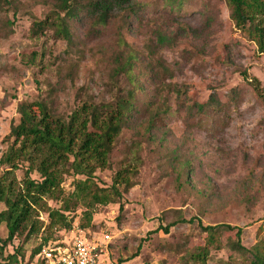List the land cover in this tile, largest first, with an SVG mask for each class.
Instances as JSON below:
<instances>
[{
  "label": "rangeland",
  "instance_id": "rangeland-1",
  "mask_svg": "<svg viewBox=\"0 0 264 264\" xmlns=\"http://www.w3.org/2000/svg\"><path fill=\"white\" fill-rule=\"evenodd\" d=\"M57 2L0 0V158L20 145L10 134L20 102L44 101L68 119L84 104L112 108L133 90L131 75L134 111L85 190L77 187L86 176L72 169L71 155L56 165L58 189L34 193L35 201L26 180H41L39 157L24 148L0 162V175L28 204L26 220L6 244L0 223V264H39L34 251L49 241L105 234L111 264L118 258H127L121 264H189L206 238L196 222L148 234L181 217L242 228L249 251L231 250L235 231H226L216 234L220 247L209 246L204 264H253L252 246L264 240V53L235 25L226 1L130 0L135 13L115 4L105 24L84 9L69 42L50 24ZM41 21L42 31L33 33ZM128 54L136 57L131 74L119 67ZM118 172L132 186L111 202L91 203L87 190L110 187ZM119 202L124 209L117 221ZM5 208L0 202V211ZM51 210L63 212L70 227L50 223ZM86 210L91 219L82 227Z\"/></svg>",
  "mask_w": 264,
  "mask_h": 264
},
{
  "label": "trees",
  "instance_id": "trees-1",
  "mask_svg": "<svg viewBox=\"0 0 264 264\" xmlns=\"http://www.w3.org/2000/svg\"><path fill=\"white\" fill-rule=\"evenodd\" d=\"M225 1L235 25L246 30L250 39L256 44L257 50L264 53V0ZM115 4L125 5L129 13L131 11L135 13L134 7L136 4L130 2V0H94L83 6L76 0H58L57 7L59 11L55 13L50 24L55 25L57 35L69 42L72 38L71 24L78 19L79 14L84 9L87 12L88 10L92 11L93 16L96 14L95 21L97 23L105 24L109 11ZM44 23V21L34 23L33 33L41 32ZM159 40L162 42L164 38L159 36ZM35 55V52H31L32 58ZM135 58L134 55L128 54L124 61L120 62V69L131 74ZM128 78L133 84V90H129L126 97L118 98L112 108L108 109L109 105H106V109L102 110L96 106L90 108V106L84 104L78 110H74L68 119L54 114L44 101L20 102L18 104L19 122L16 125H11L10 134L14 137L15 142L20 141V145L16 149L11 146L8 152L1 156L0 162L8 163L12 158L21 155L24 148H30L29 153H35L39 157L37 169L41 180H26V189L32 191V194L29 193V197L33 201L37 198L33 196L34 193L55 192L58 189L59 180L57 176L59 171H57V174L55 173L57 170L56 165L68 161L69 155L73 157L72 169L76 173L86 176L85 180L78 181L77 187L80 190L89 187L87 181L93 178L94 166L102 167L106 164L115 137L123 125L126 124L132 111H134L136 100L134 90L137 85L134 76L130 75ZM215 102L214 98L210 103L215 104ZM2 175H0V202H3L6 208L0 211V223L5 222L8 231L7 237L2 239V242L6 244L14 237L21 223L26 220L28 204L20 195L21 192L15 190L11 182H5ZM131 186L130 176L118 172L114 176L110 187H96V190L89 188L87 192L92 199L91 203L105 204L113 201L112 197H121ZM123 209V204L119 202L117 221H120ZM85 212L87 222L84 225L82 224V227L87 226L91 219L90 211L86 210ZM49 215L51 217L50 223L54 221L56 224H60L61 228L70 227L71 222L67 220L63 212L51 210ZM194 222L201 231L206 233V238L204 245L190 254L189 257L192 262L189 264L196 262L204 264L209 254V246L215 244L216 248L220 247L221 240H217L216 234L226 231H235V238L227 243L231 250L249 251L241 244L242 228L223 223L204 225L196 217H181L169 224H160L154 230L149 231L148 234L159 231L168 233L169 228L173 225ZM61 240L49 241L44 246ZM140 247L141 244L137 246L136 251L131 254L130 258L138 254ZM41 249L39 246L34 251V254L38 253L39 264H43V259L40 256ZM251 251L252 263L264 264V240H260L252 246ZM12 257L15 258L13 255ZM126 260L127 258H118L115 264H121Z\"/></svg>",
  "mask_w": 264,
  "mask_h": 264
},
{
  "label": "built area",
  "instance_id": "built-area-1",
  "mask_svg": "<svg viewBox=\"0 0 264 264\" xmlns=\"http://www.w3.org/2000/svg\"><path fill=\"white\" fill-rule=\"evenodd\" d=\"M110 242L109 234L98 240L72 236L70 239L44 246L40 256L43 264H111Z\"/></svg>",
  "mask_w": 264,
  "mask_h": 264
}]
</instances>
